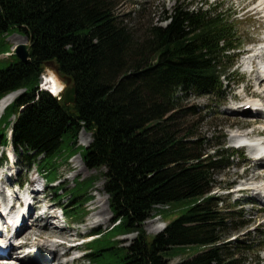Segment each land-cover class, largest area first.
I'll list each match as a JSON object with an SVG mask.
<instances>
[{"label":"trees","instance_id":"trees-1","mask_svg":"<svg viewBox=\"0 0 264 264\" xmlns=\"http://www.w3.org/2000/svg\"><path fill=\"white\" fill-rule=\"evenodd\" d=\"M205 5L176 4L165 13L164 26L140 20L134 28L118 12L122 0H0V55L10 50L5 41L15 33L28 39L29 48L28 61L12 55L15 60L0 69V99L24 90L0 118V142L7 144L13 110L15 151L49 181L78 153L89 169H104L114 225L85 246L92 264H169L177 248L192 245L204 250L176 264H240L237 257L247 250L227 237L234 210L220 207L210 192L222 155L201 154L192 126L181 130L180 101L218 96L229 87L223 81L243 45L238 20L223 15L221 4ZM50 60L72 78L73 106L38 91ZM82 130L92 134L88 147L77 146ZM94 179L78 180L64 197V184L53 188L68 218L83 216L79 208L91 199ZM174 203L181 214L148 239L143 225L155 206L167 207L159 210L165 218ZM131 233L133 242L119 245L117 238Z\"/></svg>","mask_w":264,"mask_h":264},{"label":"rangeland","instance_id":"rangeland-1","mask_svg":"<svg viewBox=\"0 0 264 264\" xmlns=\"http://www.w3.org/2000/svg\"><path fill=\"white\" fill-rule=\"evenodd\" d=\"M257 1L258 0H122V6L118 10V12L125 17L124 19H126L132 26L136 25L140 20L142 22L151 21L154 22V24L164 26L167 23L163 21L165 13L171 11L176 4L183 3H187L189 6L191 4V8L200 7L205 3L207 5H205L204 8L209 5L214 6L215 4L223 3V15L229 17L230 15H234L233 13H236L232 18L238 20L235 29L237 32L236 34L243 45L239 50L235 51L232 71L230 72L229 78L227 77V80L224 79L223 81L225 85L229 82V87L223 89L218 96L216 94L210 96L189 95L185 97L180 101L182 109L180 114L183 115L181 130L184 131L187 126H192V130L196 132L198 136L197 138L201 142V145L199 146V151L202 150L200 151L201 154L207 153L209 157H213L216 155L214 154V151H217L218 154L222 155L223 162H221L211 174L209 187L211 194L221 198L222 204L220 203V207H230L235 212V215L231 218L233 219V224L227 225L226 230L229 231L227 235L229 241H233L237 238L239 242H241V245L247 248L245 251L242 250L237 257L240 264H264V209H261V201L258 198L259 196L253 192L246 193L242 197L236 194H226L228 189H232L234 185L242 183V178L236 179L237 181L233 183H231V181L236 178L234 171H237L238 173L243 172L241 164L245 163V158L247 159L248 155L246 152L239 151V153L233 158L227 161L225 159L226 156L232 155V150L234 149L232 147L233 142L230 141V138L235 128L242 127L243 120L256 118L248 113L239 114L232 110H228V107H235L238 102L245 101L249 98L246 97L248 95L247 92L249 91H253L256 96L261 94L264 95V88H257L255 80L251 79L253 73H248L249 66L245 63L247 58L250 57L249 53L246 54V51L251 47H256L257 43L264 41V21L262 18V12L253 10V6ZM136 27L138 26H134V28ZM18 37L23 38V40H19ZM21 43L28 44V41L24 36L18 34L9 35L5 41L7 46L11 45L10 52H13L17 45ZM253 43L256 44L253 45ZM7 58L6 55L0 56V59H4L0 60V69L6 68L15 60L14 58ZM233 72H235V75ZM48 73L49 71L45 69L42 76L45 77ZM250 80L253 81H251L252 89L249 90L245 88V86L250 83ZM41 81L42 78L40 79V84ZM220 97L222 98L221 101L219 100ZM190 109L191 111H189ZM188 112H194L195 115L186 116ZM8 115H13V110L9 111ZM14 119L15 117L11 116L9 121L12 122ZM4 123L5 122L0 125V134L3 131L2 128ZM261 127L262 126H258L257 128ZM248 128L249 129H246V132L256 128V126L254 125ZM89 135L86 131H80L77 137V146L81 148L88 147L90 143L88 145L85 143L88 140ZM0 162L3 164L0 166V178H3V181L0 182V190H4V188L8 187L10 193L13 194L17 178L25 179L23 184L24 188L30 186L32 180L35 181V185L32 186L34 190L40 189L44 182L40 177H37L35 166H32L31 169L27 170V164L24 159H20L19 154H17L10 145L3 147L0 143ZM14 162H16L15 165L12 164ZM103 173L104 169H89L86 167L82 162L79 153L73 155L67 162H62L61 165L58 166L56 171L58 181L55 185H58L59 183L64 184L67 188L65 192H68L71 188L75 187L76 181L78 180L95 178L92 187L88 188V195L92 196V198L89 201L84 202L79 208V210H82L83 216L77 220L67 219L69 224L65 225L67 228L65 233L67 235L71 234L74 238L73 241H80L81 239L92 235L96 229V232H104L113 226L114 216L109 208L108 195L104 191ZM65 192H63L62 195ZM43 197L46 198L45 203L47 201H52L57 205L59 203L53 194V190L48 189V187L44 194H39L38 199L40 200ZM99 200L101 201L99 202ZM78 201L82 202L83 200ZM45 203L41 204L43 205ZM93 206L103 209V211H105L106 219L104 217V220H102L103 224H93L90 231H87L86 225L89 224V222L93 223L95 220H101L99 214L94 216L93 211L90 210ZM160 209L163 208L160 206L156 207L151 212L150 217L144 222L143 228L149 236L148 239H151L153 235L163 230H156V228L154 229L155 226H162L163 224L166 226L168 222L173 221L181 214L176 203H174L171 208L167 209V212H165V218L162 213L159 212ZM57 212L60 211L58 210ZM240 224L245 225L236 231H231L232 228L237 227ZM26 235H28L27 237H30L28 240H31L33 235L26 233L23 237L27 238ZM43 237H46V235H43ZM135 237L136 234L131 233L118 237L117 241L121 246H129ZM233 249V247L229 248V254L234 252ZM203 250V247L200 245L177 248L173 256L168 259V262L169 264H176L182 260L194 257ZM63 251L64 249L61 250V253H63ZM80 256L83 258L79 259ZM61 261H63L64 264H92L87 258H85L84 248L80 249V252L76 251L75 253H72L67 258L61 256ZM5 262L13 263L15 262V259L7 260ZM15 263L22 264L17 261Z\"/></svg>","mask_w":264,"mask_h":264},{"label":"bare ground","instance_id":"bare-ground-1","mask_svg":"<svg viewBox=\"0 0 264 264\" xmlns=\"http://www.w3.org/2000/svg\"><path fill=\"white\" fill-rule=\"evenodd\" d=\"M261 1L264 3V0H261ZM18 39L19 40H23V38H21V37H18ZM260 57H261V55L256 54V55H252V56L248 57L247 59L250 61L252 67L254 68L253 77L251 79L255 80L256 85L258 87L264 88V77H263L264 76V72H260L259 68H257V65L259 64V62L261 60H263ZM43 80H44L43 81L44 87L51 89V91L54 94H56V95L58 94V92H60L61 87L58 84V81H57L56 77L53 74H51L49 72L48 74H46V76L44 77ZM253 80H250V83H248L245 86V88H247L249 90L252 89L251 88V81H253ZM247 93H248V95L246 94L247 95L246 97H249V98L250 97H256L258 99H264V95H262V94L256 96L253 91L252 92L249 91ZM18 95L19 94H12V95H9L8 97L4 98L2 101H0V115H2L4 109L10 103H12L13 100ZM259 96H261V97H259ZM247 102H250V101L246 100L244 102L245 103L244 106L247 104ZM232 111L237 112L239 114H247L248 113L251 116H254V113L255 114L257 113V111H255V109L253 110V109H245V108H240V109H236V110H232ZM254 117H256V118L243 120L242 127L241 126L237 127V128H247V129H249L248 127H251V126H254V125L256 126V128H253V129H251V130H249L247 132L245 131L243 136H245V137H248V136L249 137H255V136L264 134V116L261 117V116L256 114ZM258 126H262V127L261 128H257ZM88 135H89V133H88ZM91 137H90V135L88 136V140L85 143L86 145L91 143V141H92ZM236 137H237L236 135L232 136L230 138V141L234 140V138H236ZM241 166L243 167V172L242 173H238L237 171H234L235 173L232 172V173H234V175H236V178L233 181H231V183L237 181L236 179H238V178H242L243 181H242V183H240V185H243L242 188L246 190V193L253 192V193L257 194L261 199H264V191H263L264 189L260 187L261 184H257L260 181H264V158L253 160L252 158H248L247 157V159L245 158V163L241 164ZM34 184H35V181H33V185ZM254 184H256V185H254ZM236 192L237 191H235L233 189L232 194H235ZM34 195H35L34 198L36 199V202H35L36 206L39 209H41V208L43 209V207H46V206H43L41 204V203H45V199L44 200H41V199L39 200L38 199L39 193L37 192V190H36V192H34ZM100 201L101 200H99V202ZM97 206H93L90 210L93 211L94 216L99 214V216L101 217V220H95L93 223L89 222V224L86 225L87 226V231H90V229L92 228L93 224H101L102 220H104L105 211H103V209H99ZM46 209L47 210L44 213L45 217L44 218L41 217L39 219L34 220V222L32 223V225L30 227V229L29 228L27 229V228L24 227L20 231V233H19L20 235L18 234L19 235L18 240H20V239L28 240V238H30V237H27L28 235H26L27 238L23 237L24 234H26V233H30V234L33 235L31 237V239L34 238V237L35 238H41V239H43V238L50 239V238H54V237L62 238L65 241V243L62 244L60 247L65 249V254L71 255L72 253H74L77 250V247H72V246L66 247V243L67 242H72L74 240V238L72 237L71 234L67 235L65 233L67 228L59 230L56 227H53V226H51L48 223V220L51 219V216L54 217V212H51V210H54V206L46 207ZM261 209H264V205L261 207ZM105 219H106V217H105ZM39 223H41V224H39ZM160 227H161V225H157V226L154 227V229L156 228V230H159ZM72 234H73V232H72ZM43 235H46V237H43ZM59 244L60 243H57V246ZM61 250L62 249L57 250L56 252H52L51 249H47L45 247H42L41 249H39L36 252L35 255H32L31 257H29L27 259L15 260V262L17 261V262L22 263V264H64V262L61 261V256H63L62 253H61ZM5 261H7V260H0V264H17L15 262L12 263V262H5ZM72 262H74V261H72Z\"/></svg>","mask_w":264,"mask_h":264},{"label":"water","instance_id":"water-1","mask_svg":"<svg viewBox=\"0 0 264 264\" xmlns=\"http://www.w3.org/2000/svg\"><path fill=\"white\" fill-rule=\"evenodd\" d=\"M27 40V39H26ZM15 55L20 61L26 62L29 60V48L25 43L17 45L15 49ZM44 68L51 71L56 77L58 84L60 85V94H63L64 104L69 107L73 106L76 102V87L70 76H63L59 71V66L54 60H50L44 63Z\"/></svg>","mask_w":264,"mask_h":264}]
</instances>
